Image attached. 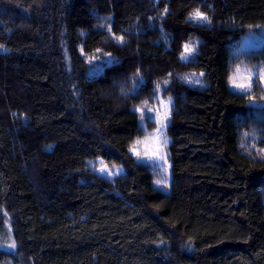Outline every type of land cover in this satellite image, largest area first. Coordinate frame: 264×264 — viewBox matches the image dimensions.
<instances>
[{
    "label": "trees",
    "instance_id": "1",
    "mask_svg": "<svg viewBox=\"0 0 264 264\" xmlns=\"http://www.w3.org/2000/svg\"><path fill=\"white\" fill-rule=\"evenodd\" d=\"M262 26L264 0H0V264H264V90L229 88ZM160 96L170 194L128 151Z\"/></svg>",
    "mask_w": 264,
    "mask_h": 264
},
{
    "label": "snow or ice",
    "instance_id": "2",
    "mask_svg": "<svg viewBox=\"0 0 264 264\" xmlns=\"http://www.w3.org/2000/svg\"><path fill=\"white\" fill-rule=\"evenodd\" d=\"M165 12H167V9L164 10ZM189 19L190 20H194V21H200V22H204V23H211L209 17L207 15H205L204 13H202L201 11H199L198 9L194 10L193 12L190 13L189 15ZM108 31L111 33V28H108ZM114 40H116L118 43H123L124 42V37L123 36H116L115 34H113L112 37ZM3 48V45H0V49ZM99 51V49L97 50ZM194 52V48L191 46V44H184L183 45V51L180 55V59L182 61H187L189 60V58L191 57V55ZM108 55V54H106ZM89 63H93L96 60V57H89ZM104 69V65L100 64V65H96L93 69H92V73L93 74H99L100 72H102ZM139 75V73H137V76ZM203 75V73H201V76ZM251 78V71L248 70V74L247 76H244L242 74L241 69L238 67L236 69V72L234 74V76L231 78V83L233 84L234 87L239 88V89H245L248 90L250 89V85L245 84L243 82H237L238 80L243 81L245 79H249ZM186 80H188V83H202V81L199 80H190L187 77H185ZM165 84L168 83V81H164ZM160 90V84L157 83L156 85V91L158 92ZM251 99V97H249ZM262 99H264V97H261ZM158 102L160 104V106L164 109L163 115H161L160 110L156 109V117H157V123L159 124V127H157L156 132L155 133H150L147 136L144 137V139H137L136 141H134L131 146L129 147L128 151L136 157V159L138 161H159L162 160L164 162V164H167V159L163 153V148L167 145L168 141L167 138L164 137V133H163V129L166 127V124L164 123L168 117H169V106L171 104V99H169L167 102L158 99ZM145 104H147V101L144 102ZM136 111H140L141 112V119H144L143 116V111L142 108H137ZM149 111H153V109H149ZM244 137H247L249 135V133L245 132L242 134ZM241 147H245V145L243 143H241ZM264 151V150H262ZM89 164L91 165L92 162L89 161ZM94 170L97 171L98 173H100L101 175L107 176V177H113V176H119L122 171L123 168L122 167H118L117 165L113 164L111 167H109V165L107 163H105V161L103 159L99 160V166L96 167L94 166ZM161 167L163 168V171L166 173L167 172V168L164 167L163 165H161ZM154 183L157 186H162L163 188H167L168 187V180H167V176L165 175L162 179H157L154 181ZM10 231V229H9ZM9 247L11 248H15V242L13 241Z\"/></svg>",
    "mask_w": 264,
    "mask_h": 264
},
{
    "label": "rangeland",
    "instance_id": "3",
    "mask_svg": "<svg viewBox=\"0 0 264 264\" xmlns=\"http://www.w3.org/2000/svg\"><path fill=\"white\" fill-rule=\"evenodd\" d=\"M237 44V45H236ZM235 45L236 47V51L235 53H239V56L241 55L243 57L244 54H246V52H251L253 50H257V49H262L263 50V56L262 58H260L258 61H254V62H248L244 63L245 59H242L239 63H237V65L232 69L231 75H230V82H229V88L232 92L234 93H240V94H244V93H249V92H254L256 91V87L260 86L262 87V89L264 90V26L262 27H258L256 30H251L240 42L236 43ZM196 44L192 45V47H195ZM191 58V57H190ZM189 58V59H190ZM240 68L242 71V74L244 76H247L248 74V70L251 71V78L249 79H245L243 81L238 80L237 82H243L245 84L250 85V89L245 90V89H239L233 86V84L231 83V78L234 76L236 69ZM203 79V75H198ZM198 80L200 81V78H198ZM193 85H198L196 83H192ZM169 99H171V104L169 106V117L168 119L164 122L166 124V127L162 130L164 133V137L167 138V145L163 148V153L167 159V164L165 165L164 162L162 160L159 161H138L140 163H144V164H148L151 165V167L153 169H155V171L157 172L156 175V179H162L165 175L167 176V180H168V187L167 188H163L162 186H157L155 184V186L160 189L161 191L170 194L172 192V172H171V161L169 159V150H168V146L170 144V137L168 134V126L170 124V116H171V112H172V107H173V99L168 97V98H162L160 96V100H163L165 102H167ZM252 104H254V102H251ZM264 104V103H263ZM153 111H151V113L146 114L144 116V119L140 120V124L142 126L143 129H145L146 131V135L150 133H155L157 127H159V124L157 123V117H156V109L160 110L161 115H163L164 109L160 106V104H158L157 107H153L152 108ZM144 136V137H145ZM144 137L140 138L141 140L144 139ZM135 157V156H134ZM136 158V157H135ZM100 159H96L91 161L92 162V168L93 171L102 176L105 177L107 179L113 180L117 177H121L125 174V171L123 169L122 173L119 176H113V177H107L104 175H101L100 173H98L97 171L94 170V166L98 167L99 166V160ZM106 163V162H105ZM108 164V163H107ZM109 167H111L112 165L108 164ZM161 165H163L164 167L167 168V172L165 173L163 171V168L161 167ZM118 167H122V166H118ZM123 168V167H122Z\"/></svg>",
    "mask_w": 264,
    "mask_h": 264
}]
</instances>
